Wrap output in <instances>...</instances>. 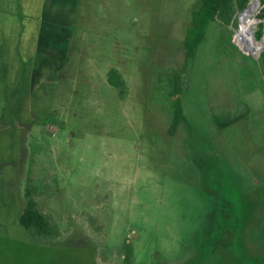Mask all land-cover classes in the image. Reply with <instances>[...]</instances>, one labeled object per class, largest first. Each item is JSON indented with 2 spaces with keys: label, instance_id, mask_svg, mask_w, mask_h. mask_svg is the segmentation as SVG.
<instances>
[{
  "label": "rangeland",
  "instance_id": "1",
  "mask_svg": "<svg viewBox=\"0 0 264 264\" xmlns=\"http://www.w3.org/2000/svg\"><path fill=\"white\" fill-rule=\"evenodd\" d=\"M56 7L54 78L38 82L41 53L4 64L8 78L0 62V264H264L263 52L231 41L243 11L209 24L184 65L198 0ZM175 83L184 122L171 132ZM27 193L54 242L19 225Z\"/></svg>",
  "mask_w": 264,
  "mask_h": 264
},
{
  "label": "trees",
  "instance_id": "2",
  "mask_svg": "<svg viewBox=\"0 0 264 264\" xmlns=\"http://www.w3.org/2000/svg\"><path fill=\"white\" fill-rule=\"evenodd\" d=\"M199 7L191 14L190 24L186 29L183 45H184V65L192 59L196 53L198 45L203 41L209 24L220 23L221 25H229L233 20V16L237 12H242L246 9L249 0H198ZM255 3L256 0H251L250 3ZM260 2L259 18L264 20V0ZM258 7V6H257ZM263 42V40L261 41ZM264 46V43H261ZM264 51V50H263ZM262 51V52H263ZM258 61L264 67V53L260 54ZM22 67L24 66L22 62ZM107 80L109 84L120 90V97L125 96L124 81L116 70L108 72ZM176 83L178 77L175 78ZM175 83L174 89L171 92L172 100V121L170 130L175 131L180 124L184 122V116L180 98V88ZM27 195L25 207L18 219L19 225L24 228L32 238L43 243L54 242L58 234L56 228L51 224L49 218L43 215L37 208L36 202ZM220 222L225 223V218L220 216Z\"/></svg>",
  "mask_w": 264,
  "mask_h": 264
},
{
  "label": "crops",
  "instance_id": "3",
  "mask_svg": "<svg viewBox=\"0 0 264 264\" xmlns=\"http://www.w3.org/2000/svg\"><path fill=\"white\" fill-rule=\"evenodd\" d=\"M57 2L58 0H0V29L2 35L5 37L3 44H0V62L2 63V69L4 70V73L2 74L4 77H9L7 71L5 73L4 64L7 68L14 69L19 55L23 62H31L36 53H41L43 55V58L38 62L37 67L34 68L35 70L39 69L40 75L38 77V82L41 81L40 78H43V76L47 79L55 77L54 70L56 67L55 57L57 46L56 32L54 29L55 26H52L51 28L53 29L49 30L50 24L48 22L54 20L55 14L57 13ZM60 2L61 4L68 5L69 7L64 9H67L69 13H71L75 8L77 0H60ZM11 6L13 10H11ZM59 13H63L62 8L59 9L58 15ZM6 22H12L11 24L16 22L18 25L21 24L20 27L22 26L17 32L15 38V43L18 42L17 38L21 39L18 47L14 45L15 43L13 39L10 38L8 40L11 33L9 27L12 28V26L10 23L6 26ZM44 24H46V27ZM40 38L43 39L41 46L38 44ZM10 46L11 49L9 48V50L11 58L7 61L5 52ZM48 59H52L53 62Z\"/></svg>",
  "mask_w": 264,
  "mask_h": 264
},
{
  "label": "bare ground",
  "instance_id": "4",
  "mask_svg": "<svg viewBox=\"0 0 264 264\" xmlns=\"http://www.w3.org/2000/svg\"><path fill=\"white\" fill-rule=\"evenodd\" d=\"M257 6L253 2L249 4L246 11L240 14L238 27V35L250 50V53L255 55L260 54L264 50V46L255 41L253 36V31L256 27L253 21L256 15Z\"/></svg>",
  "mask_w": 264,
  "mask_h": 264
},
{
  "label": "water",
  "instance_id": "5",
  "mask_svg": "<svg viewBox=\"0 0 264 264\" xmlns=\"http://www.w3.org/2000/svg\"><path fill=\"white\" fill-rule=\"evenodd\" d=\"M257 1V5L259 6L260 5V2H259V0H256ZM247 9V8H246ZM246 9L244 10V11H246ZM243 11V12H244ZM242 14V13H241ZM241 50H242V52L243 53H245L246 55H252V56H254L252 53H250L249 52V50L247 49V48H241ZM263 53H264V51H263ZM259 56L260 55H257V56H255L256 58H259Z\"/></svg>",
  "mask_w": 264,
  "mask_h": 264
},
{
  "label": "built area",
  "instance_id": "6",
  "mask_svg": "<svg viewBox=\"0 0 264 264\" xmlns=\"http://www.w3.org/2000/svg\"><path fill=\"white\" fill-rule=\"evenodd\" d=\"M237 35H238V30L235 31V32L233 33L232 37H231V41H232V43H234L235 45H238V44H237Z\"/></svg>",
  "mask_w": 264,
  "mask_h": 264
}]
</instances>
